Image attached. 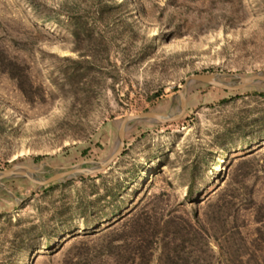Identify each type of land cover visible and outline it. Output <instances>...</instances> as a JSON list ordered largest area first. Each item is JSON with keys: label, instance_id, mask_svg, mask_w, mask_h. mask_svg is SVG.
<instances>
[{"label": "rangeland", "instance_id": "1", "mask_svg": "<svg viewBox=\"0 0 264 264\" xmlns=\"http://www.w3.org/2000/svg\"><path fill=\"white\" fill-rule=\"evenodd\" d=\"M258 71L264 0H0V169L104 160L188 75ZM263 90L191 83L106 170L3 179L0 264H264Z\"/></svg>", "mask_w": 264, "mask_h": 264}, {"label": "water", "instance_id": "2", "mask_svg": "<svg viewBox=\"0 0 264 264\" xmlns=\"http://www.w3.org/2000/svg\"><path fill=\"white\" fill-rule=\"evenodd\" d=\"M222 74L198 72L188 75L178 91V108L174 113H164L159 111L147 110L136 114H128L121 118L117 127V143L113 151L104 160L99 161H81L66 167H56L41 160L37 168H30L23 164H14L8 168L0 169V184L3 179L13 176H24L37 186L47 185L52 182L65 178H79L100 173L106 170L120 155L124 147V134L128 124L132 121H155L158 123L173 122L180 119L187 108V92L191 83H200L214 86L229 91H237L247 86L261 83L264 85V71H258L249 75L232 74V80L222 79ZM92 163V166H82L83 164ZM49 166L53 173L46 178L38 179L35 175L44 166Z\"/></svg>", "mask_w": 264, "mask_h": 264}, {"label": "trees", "instance_id": "3", "mask_svg": "<svg viewBox=\"0 0 264 264\" xmlns=\"http://www.w3.org/2000/svg\"><path fill=\"white\" fill-rule=\"evenodd\" d=\"M257 94L264 96V90L261 91V92H258ZM258 124L260 125V127L264 126V114H262L260 116V120L258 121ZM37 157H39V156H37ZM53 183H55V182H53ZM51 185H52V183L48 184L47 186H51ZM142 214L143 213H140V214L139 213L138 214L135 213L133 215H130L129 218H126L125 220L127 222H129V220H130V222H132V225L134 224V226L135 225H139L140 221H142L144 219H148L150 217V216H142ZM133 228H136V227H133ZM138 257L139 258H143V256L141 254H138Z\"/></svg>", "mask_w": 264, "mask_h": 264}]
</instances>
